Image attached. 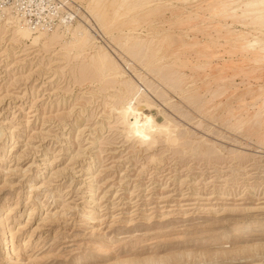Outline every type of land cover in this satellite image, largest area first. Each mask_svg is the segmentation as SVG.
Masks as SVG:
<instances>
[{
	"label": "rangeland",
	"instance_id": "rangeland-1",
	"mask_svg": "<svg viewBox=\"0 0 264 264\" xmlns=\"http://www.w3.org/2000/svg\"><path fill=\"white\" fill-rule=\"evenodd\" d=\"M139 1L69 0L79 53L0 14V264H264V50L241 45L264 32L227 0ZM124 81L168 132L125 127Z\"/></svg>",
	"mask_w": 264,
	"mask_h": 264
},
{
	"label": "bare ground",
	"instance_id": "bare-ground-1",
	"mask_svg": "<svg viewBox=\"0 0 264 264\" xmlns=\"http://www.w3.org/2000/svg\"><path fill=\"white\" fill-rule=\"evenodd\" d=\"M105 1V0H104ZM125 1V0H124ZM139 1V0H138ZM141 1V0H140ZM139 1V2H140ZM229 1V5L227 7H224V9H220L222 10V12H224V15H226V18L228 17L229 19L231 18L234 21H239L242 22L244 24H256L259 31L264 32V0H227ZM135 2V1H134ZM137 2V1H136ZM149 2V1H148ZM96 3V2H95ZM144 3V2H143ZM94 6V5H93ZM217 10V9H216ZM219 11V10H218ZM92 12V11H91ZM127 12V11H125ZM14 13V12H13ZM95 14V13H94ZM93 14V15H94ZM98 13H96L97 15ZM17 16L20 17V19L22 20V22H24V24L26 26H28L25 21L22 19V17L16 13ZM86 15V14H85ZM211 16L213 14H210ZM209 15V16H210ZM2 16V15H1ZM220 16V15H219ZM222 16V15H221ZM213 17V16H212ZM215 17V16H214ZM213 17V18H214ZM96 18V16H95ZM207 18V17H206ZM225 19V18H223ZM97 20V19H96ZM5 23H12V27H13V32L14 34H18L23 38L26 39H30L32 40V44L33 43H39L41 38L45 39L44 42V46H50V45H54L55 43H59V41H61V43L63 42H67L68 44H70L74 49H77V52H81L86 48V45L88 44V37H87V31L86 29H81L78 26H75L74 28H72V24H65V30H67V32L69 30L72 29L71 32V37L67 40H61V36L58 33V31H52L50 33H37V32H32L28 29V27H26L25 25H22V23L20 22V20L13 15H8L5 19ZM100 24V23H99ZM243 24V25H244ZM253 24V25H254ZM5 25V24H4ZM78 25V23H77ZM94 25V24H93ZM223 25V24H222ZM223 28V26H221ZM225 27V26H224ZM227 27V25H226ZM229 28V27H228ZM61 29V28H60ZM88 29V28H87ZM227 29V28H226ZM89 30V29H88ZM233 31V30H232ZM237 31V30H236ZM235 31V32H236ZM257 32V31H255ZM259 32V33H261ZM245 33V32H244ZM64 34V33H63ZM262 34V33H261ZM264 35V34H262ZM240 37V36H239ZM248 37V35H247ZM242 38V37H241ZM119 39V38H118ZM117 39V40H118ZM243 39V38H242ZM127 41V40H126ZM94 42V41H93ZM128 43V42H127ZM127 43L125 44V46L127 45ZM236 43V42H235ZM135 44V43H134ZM143 44V43H142ZM89 45V44H88ZM87 45V46H88ZM138 45V44H136ZM134 45V46H136ZM241 45L243 46L242 48L246 49H253L254 47L258 48L261 52L264 50V40L259 38L258 35L254 36L251 40H242ZM140 46V43L138 45V47ZM143 46V45H142ZM98 46H96L95 48H97ZM123 47V46H122ZM137 47V46H136ZM135 47V48H136ZM146 47V46H145ZM240 47V46H239ZM44 48V47H43ZM129 48V47H128ZM142 48V47H141ZM236 48V47H235ZM241 48V47H240ZM124 49V48H123ZM140 49V48H139ZM141 50V49H140ZM138 50V51H140ZM119 51V50H118ZM143 51V48H142ZM250 51V50H249ZM259 51V52H260ZM121 52V51H120ZM111 53V52H109ZM126 53V52H125ZM131 53V52H130ZM135 53V52H134ZM139 53V52H138ZM132 55V54H131ZM137 56V55H136ZM141 56V55H140ZM139 56V57H140ZM145 56V55H144ZM257 56V55H255ZM152 57V56H151ZM92 59V58H91ZM136 59V58H135ZM143 59V58H142ZM155 59V58H154ZM164 59V58H163ZM262 59V58H260ZM138 60V58L136 59ZM141 60V59H140ZM162 61V57L160 59ZM254 60V59H253ZM257 60V59H256ZM117 61V60H116ZM262 61V60H261ZM98 65L97 69V75L102 74L104 72V70H106L107 68L108 71H113L115 73L116 76L120 77L123 74L120 73V71L118 70V67L116 65V63L110 61L107 59V55L105 53H100L97 52L96 53V61H95ZM141 62V61H140ZM160 62V61H159ZM157 63V62H156ZM250 63V62H249ZM253 63V62H252ZM95 64V63H94ZM119 65L121 66V64L119 63ZM154 64H152L151 66H153ZM158 65V64H156ZM242 66V65H241ZM147 67V66H146ZM124 69V68H123ZM156 70V69H154ZM107 71V70H106ZM125 71V70H124ZM126 72V71H125ZM110 73V72H109ZM154 73V72H153ZM162 73V72H161ZM105 74V73H104ZM160 74V73H159ZM103 75V74H102ZM126 76V75H125ZM176 76V75H175ZM129 77V76H128ZM162 77V76H161ZM174 77V76H173ZM112 78V77H111ZM116 78V77H115ZM121 78V77H120ZM166 78V77H165ZM104 79V78H103ZM181 79V78H180ZM169 81V80H167ZM173 81V80H172ZM175 81V78H174ZM137 83V82H136ZM179 83V82H178ZM124 84L126 86V96L123 97H119L117 95L113 96L111 99L113 101H117V107L116 110L118 112V114L121 115L120 120L122 121V123L125 125V127L129 128L130 131H132L134 134H140L143 135L145 137H152V136H156V135H160L163 134L165 132H168V126H167V118L164 119V121L162 122H158L156 120V118L151 114V113H146L145 109H149L150 107H154V105L146 98V97H142L141 94L139 93V88L136 87L135 85L130 84L129 82L124 81ZM176 84V83H175ZM192 85V84H191ZM120 86V85H119ZM140 86V85H139ZM173 86V85H172ZM178 87V85H177ZM174 88V87H173ZM141 89V88H140ZM171 89V87H170ZM142 91V90H141ZM145 91V90H143ZM147 94V92H146ZM124 95V94H123ZM122 96V95H121ZM119 97V98H118ZM149 98V97H148ZM110 99V98H108ZM106 103V102H105ZM264 103V102H263ZM105 105V104H104ZM158 109V108H157ZM115 110V109H114ZM160 112H158L159 114ZM117 114V113H116ZM157 114V116H158ZM163 116V115H161ZM172 125V124H171ZM22 134V133H21ZM172 134V133H171ZM171 136V135H170ZM173 136V135H172ZM171 138V137H170ZM169 138V139H170ZM171 140L173 141L174 139L171 138ZM179 142V141H178ZM9 209L6 210V212L9 213ZM93 212H89V215H93ZM90 216L86 217L89 218ZM4 220L0 219V244H1V250L6 251L7 255L6 257V261L9 262H16L15 259H13L14 257H11L12 254H10L8 256L9 248L12 246L13 248V243L12 240L9 239L10 237V233L8 234V230L7 227L4 224ZM250 225V224H249ZM246 225V226H249ZM236 230V229H235ZM231 231V230H230ZM234 231V230H233ZM233 231L230 232L231 235H234ZM9 235V236H8ZM100 238V237H99ZM103 240V239H102ZM11 242V243H10ZM11 244V246H10ZM1 255V254H0ZM4 259V258H3ZM80 259V258H79ZM76 261V260H75ZM134 261V260H133ZM131 261V262H133ZM125 263V262H123Z\"/></svg>",
	"mask_w": 264,
	"mask_h": 264
},
{
	"label": "built area",
	"instance_id": "built-area-1",
	"mask_svg": "<svg viewBox=\"0 0 264 264\" xmlns=\"http://www.w3.org/2000/svg\"><path fill=\"white\" fill-rule=\"evenodd\" d=\"M69 3V0H0V14L10 10L19 14L31 29L51 31L77 18Z\"/></svg>",
	"mask_w": 264,
	"mask_h": 264
}]
</instances>
